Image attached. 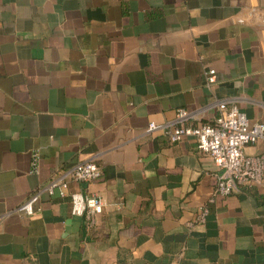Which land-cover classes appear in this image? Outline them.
Instances as JSON below:
<instances>
[{
  "label": "crops",
  "instance_id": "1",
  "mask_svg": "<svg viewBox=\"0 0 264 264\" xmlns=\"http://www.w3.org/2000/svg\"><path fill=\"white\" fill-rule=\"evenodd\" d=\"M221 101L264 124V0H0V264H264V181L189 228L222 171L147 133L179 109L211 124ZM88 162L100 180L44 191ZM75 192L102 201L94 227Z\"/></svg>",
  "mask_w": 264,
  "mask_h": 264
},
{
  "label": "built area",
  "instance_id": "2",
  "mask_svg": "<svg viewBox=\"0 0 264 264\" xmlns=\"http://www.w3.org/2000/svg\"><path fill=\"white\" fill-rule=\"evenodd\" d=\"M208 85L216 83V71L204 73ZM216 109L218 116L211 124H202L203 111L179 109L175 119L164 124L151 123L147 133L161 132L171 144H178L186 138L195 141L196 149L216 163L221 174L218 176L214 195L198 207L195 220L188 223L189 228L204 225L211 212L216 197H229L241 187L261 185L264 181V153L247 155L245 148L258 143L264 145V124L251 121L234 101H221L209 107ZM40 153H32V174L39 173ZM102 178L101 168L95 162L81 163L56 177L44 191L49 196L58 193L61 196L69 188V182L92 183ZM71 214L85 217L87 226L96 225L97 216L102 213V201L85 197L80 192L71 193ZM39 202V192L19 209L20 213L32 216Z\"/></svg>",
  "mask_w": 264,
  "mask_h": 264
}]
</instances>
